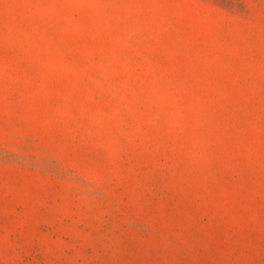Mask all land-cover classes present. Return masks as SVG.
<instances>
[{
    "label": "rangeland",
    "instance_id": "rangeland-1",
    "mask_svg": "<svg viewBox=\"0 0 264 264\" xmlns=\"http://www.w3.org/2000/svg\"><path fill=\"white\" fill-rule=\"evenodd\" d=\"M0 264H264V0H0Z\"/></svg>",
    "mask_w": 264,
    "mask_h": 264
}]
</instances>
